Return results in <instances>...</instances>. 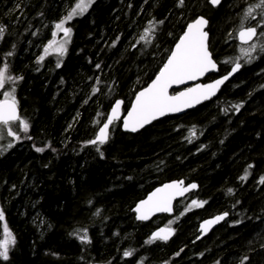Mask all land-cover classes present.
I'll return each mask as SVG.
<instances>
[{"label":"trees","instance_id":"1","mask_svg":"<svg viewBox=\"0 0 264 264\" xmlns=\"http://www.w3.org/2000/svg\"><path fill=\"white\" fill-rule=\"evenodd\" d=\"M78 2L0 0L3 90L14 89L28 124L25 132L19 121L10 123L18 139L0 126V241H15L0 264H264L260 0H223L216 9L208 0H91L70 23L59 60L45 49ZM199 15L208 21L219 70L239 63L238 74L181 117L134 135L115 121L104 144L89 143L113 103L121 100L125 112ZM242 23L257 30L251 57L241 52L251 44L236 43ZM171 180L196 183L197 191L175 205L172 217L136 222L135 203ZM223 213L227 219L197 239V224ZM159 225L172 230L171 240L149 239Z\"/></svg>","mask_w":264,"mask_h":264},{"label":"snow or ice","instance_id":"2","mask_svg":"<svg viewBox=\"0 0 264 264\" xmlns=\"http://www.w3.org/2000/svg\"><path fill=\"white\" fill-rule=\"evenodd\" d=\"M183 3V0H180ZM91 0H79L76 6L69 12V14L56 25L57 29L63 31L67 37L71 33V28L64 27V24L71 20L78 14H83L87 11L88 5ZM210 3L217 5L220 0H210ZM255 7H264V0H260V4ZM254 11L253 7H249L245 13V19L251 15ZM151 23V22H150ZM207 21L203 18H197L193 23L188 24L187 30L183 36L180 37L179 42L175 45V48L171 50L167 62L164 63L160 69L156 78L152 83L142 92L136 95V100L129 110L127 117L124 118V127L130 131H137L138 128L143 127L145 124L156 119L158 116H163L168 112H179L184 107L192 106L193 102L198 103L200 99H207L209 96L215 93L216 88L223 83V80H218L213 84L209 85H198L196 88H190L187 92H181L176 96H169L167 94L168 88L172 84H180L185 80H193L198 76L204 75L205 72L209 71L210 68H215L216 65L213 63L210 54L206 46L207 33L203 31ZM4 29L0 27V35L3 34ZM148 29L145 31V35L148 33ZM55 35V33H53ZM257 35V30L254 27L245 28L243 23L241 24V30L238 33L239 40L242 44H247ZM260 35L264 36V33ZM144 39V36L141 37ZM67 41H65L66 43ZM255 44H251L248 48H242L241 52L245 56L251 57V54L256 49ZM63 45L56 49L57 52L63 53ZM264 50V47H262ZM48 49H45L47 52ZM44 57H40L43 60ZM59 66V65H58ZM99 67V65H97ZM241 65L236 63L232 68V72L237 71ZM6 72L7 65L0 68V89L5 87L6 83ZM231 74V73H230ZM19 79V78H16ZM224 79H227L225 77ZM7 80H13V77L8 76ZM14 92V89H13ZM13 92L5 91L3 93L4 99L0 100V125H8V135L19 138L17 134L11 129L10 122L19 121L23 131L28 130V124L26 121L20 119L17 112V102ZM120 101L116 102L113 107L111 114L107 118V122L103 124V127L99 129V132L95 140L89 141L91 144H104L108 139L109 125L113 123L115 119H118V112L120 109ZM239 107V106H237ZM12 147L11 144L8 145ZM37 151H43V149L37 148ZM99 150V149H98ZM251 167V166H249ZM245 177H242L244 179ZM182 184V182H179ZM179 184L165 185L164 189H157L156 193H153L147 201H143L137 206L136 211L140 213L138 219H147L148 214L151 211H170L171 195L167 194L166 190L169 188H177ZM190 188H195L196 185H190ZM187 188L182 191H187ZM231 191V190H230ZM157 193H165L164 196H158ZM193 205L200 206L196 201H193ZM0 219H3V213L0 212ZM223 219V217H216V220ZM215 221H206V225H210ZM205 227L202 225V228ZM207 228H205V231ZM171 229H160L159 232L153 233L151 239H168L171 234ZM7 236V228H5ZM14 238L11 240L5 239L0 241V257L4 260L8 259L9 244L14 243ZM131 255L130 252H125V256Z\"/></svg>","mask_w":264,"mask_h":264},{"label":"water","instance_id":"3","mask_svg":"<svg viewBox=\"0 0 264 264\" xmlns=\"http://www.w3.org/2000/svg\"><path fill=\"white\" fill-rule=\"evenodd\" d=\"M222 0H220V3H221ZM219 3V4H220ZM219 4L217 5H213L212 3H210V0H208V5L210 7H217ZM200 17H203V16H197L196 18H194L192 21L188 22L183 30V32L181 33V35L179 36V38L177 39V41L174 43V45L172 46L171 50L175 48V45L179 42V39L181 36H183L184 32L187 30V26L188 24L190 23H193L197 18H200ZM205 20L206 18L203 17ZM207 21V20H206ZM248 27H252V26H248ZM207 28H208V21H207V24L204 26L203 28V31H205L207 33V38H206V46H207V49H208V52L210 54V51H209V34L207 32ZM247 28V27H245ZM241 29H239L237 32H236V43L239 45V46H247L249 44H251L254 39L256 38V36L251 40L249 41L247 44H242L241 41L239 40V37H238V33ZM171 50L168 54V56L166 57V60L164 63L167 62V59L169 57V55L171 54ZM210 57L213 61V63L216 65V67L213 69V68H210L209 71L205 72L204 75L202 76H198L196 79H193V80H185L183 83H180V84H172L169 88H168V92L167 94L169 96H176L177 94L181 93V92H187L188 89L190 88H196L198 85H209V84H213L215 83L216 81L218 80H223V83H221L215 90V93L211 96H209L207 99H200V101L198 103L196 102H193L192 103V106L190 107H184L182 108L181 111L179 112H168L166 113L165 115L163 116H158L156 119L150 121L149 123L145 124L143 127L141 128H138L137 131L133 132V131H130V130H127L125 129L124 127V118L127 117L128 115V112L129 110L132 108V105L133 103L135 102L136 100V95L142 91H144L151 83L152 81L156 78L157 74L153 77V79L143 88L139 89L138 91L135 92V94L133 95V98L132 100L130 101L129 105H128V108L125 110V112L123 113L122 112V106H123V102L121 100H116L113 105L111 106L109 112L107 113V116H106V119L105 121L102 123V125L97 129L96 131V134H95V138L99 132V129L101 127H103V124L107 122V118L108 116L111 114L112 112V109L113 107L116 105V102L117 101H120V109H119V112H118V119H115L113 121V123L115 121H119V124H120V131L122 133H126V134H130V135H134V134H137L139 133L140 131H142L143 129L149 127L151 124L157 122V121H160L164 118H168V117H181L185 114H187L188 112L196 109L197 107L201 106L202 104L204 103H207L213 99H215L217 97V95L219 94L220 90L226 85L228 84L239 72L240 68L235 71V72H232V68L235 66V64L231 65V67L229 68V70L226 72V75L224 76H221V77H215L214 75H216L218 73V70H219V67L217 65V63L215 62L214 58L211 56L210 54ZM164 65V64H163ZM162 65V67H163ZM161 67V68H162ZM160 68V69H161ZM231 73V74H230ZM209 75L211 76H214L213 79L209 80V81H205L206 78L209 77ZM225 77H227V79H224ZM3 100V99H2ZM17 112H18V115L20 114V110H19V106L17 105ZM15 122V121H14ZM12 123V122H10ZM112 123V124H113ZM109 125V129L110 127L112 126ZM1 126V125H0ZM94 138V140H95ZM179 182H182V184H179ZM179 184V187L177 188H169L166 190L167 194L171 195V202H170V211H151L149 214H148V218L147 219H138V215H140V213H138L136 211V208L138 205H140L143 201H147L149 199L150 196L153 195V193H156L157 192V189H164V186L165 185H172V184ZM196 185V183H185L183 180H171V181H166L156 187H154L149 193L146 194V196L139 200L137 203H135V205L133 206L132 208V213L134 214V218H135V221L136 222H140V223H148L150 222L151 220L159 217V216H165V217H172L173 214H174V207L175 205L181 201V200H184L185 198H187L188 196H190L191 194L195 193L197 191V185L195 188H190L189 186L190 185ZM184 188H187L188 190L187 191H182V189ZM158 196H164L165 193H157ZM216 217H223V219H220V220H216ZM227 219V214L226 213H223V214H219V215H214V216H210V217H207V218H204L202 219L199 224H198V229H197V233H198V237L197 239H201L205 236H207L209 233H211L215 228H217L218 226H220L225 220ZM206 221H215L214 223L210 224V225H206L205 222ZM202 225H204L205 227L202 228ZM205 228H207V230L205 231ZM160 229H169L163 225H159L157 226L156 228H154L150 235H149V239L150 240H153L151 239L152 236H153V233H157L159 232ZM174 236V233L171 232V234L168 236V239H154V240H158V241H162V242H166V241H169L172 239V237Z\"/></svg>","mask_w":264,"mask_h":264},{"label":"rangeland","instance_id":"4","mask_svg":"<svg viewBox=\"0 0 264 264\" xmlns=\"http://www.w3.org/2000/svg\"><path fill=\"white\" fill-rule=\"evenodd\" d=\"M69 14V13H68ZM67 14V15H68ZM66 15V16H67ZM65 16V17H66ZM81 16V14H78V15H76V16H74L71 20H69V21H67L65 24H64V27H67V28H71L70 27V23L76 18V17H80ZM65 17L62 19V20H64L65 19ZM61 20V21H62ZM60 21V22H61ZM59 22V23H60ZM54 33L56 34V35H58L57 36V38L56 39H54V40H52V41H50V43H49V47H48V50H49V52H50V54L51 55H53L55 58H57V59H61L62 57H63V55L65 54V52H66V50H67V47H68V45H69V42H70V38H71V33H70V35L69 36H65L64 35V33H63V31L62 30H60V29H57V28H55V31H54ZM65 41H67L66 43H65ZM61 45H63V47H64V51H63V53H60V52H57L56 51V49L57 48H59ZM2 90V91H1ZM10 90H8V92H9ZM5 92V90H3V89H0V99L1 98H4V96H3V93ZM189 209V207H185V208H183L182 209V212H185L186 210H188ZM180 216V215H179ZM173 221H174V219H173ZM173 221H172V223H173Z\"/></svg>","mask_w":264,"mask_h":264},{"label":"bare ground","instance_id":"5","mask_svg":"<svg viewBox=\"0 0 264 264\" xmlns=\"http://www.w3.org/2000/svg\"><path fill=\"white\" fill-rule=\"evenodd\" d=\"M222 1H223V0H222ZM222 1H221V2H222ZM220 4H221V3H220ZM220 4H219V5H220ZM219 5H218V6H219ZM218 6H217V7H218ZM217 7H210V8H212V9H216ZM84 13H85V12H84ZM84 13H83V14H84ZM81 15H82V14H81ZM199 16H200V15H199ZM247 27H248V26H247ZM237 31H238V30H237ZM237 31H236V32H237ZM207 32H208V28H207ZM208 34H209V33H208ZM235 39H236V33H235ZM176 41H177V40H176ZM209 51H210V50H209ZM210 54H211V56H212V53H211V52H210ZM230 67H231V66H229V67H228L226 70H224V71L219 70L218 73H217L216 75H214V76L218 78V77H221V76L226 75V72L229 70ZM214 76L209 75V77H211L212 79L214 78ZM0 100H2V98H1ZM105 119H106V117H105ZM105 119H104L103 121H105ZM151 125H152V124H151ZM133 217H134V214H133ZM134 219H135V218H134ZM198 224H199V223H198ZM198 224H197V229H198ZM197 229H196V230H197Z\"/></svg>","mask_w":264,"mask_h":264}]
</instances>
